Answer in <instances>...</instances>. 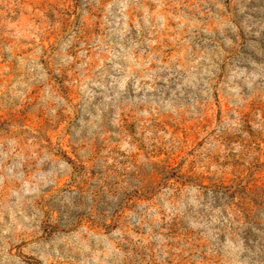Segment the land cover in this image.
I'll return each mask as SVG.
<instances>
[{"label":"rangeland","instance_id":"1","mask_svg":"<svg viewBox=\"0 0 264 264\" xmlns=\"http://www.w3.org/2000/svg\"><path fill=\"white\" fill-rule=\"evenodd\" d=\"M0 264H264V0H0Z\"/></svg>","mask_w":264,"mask_h":264}]
</instances>
